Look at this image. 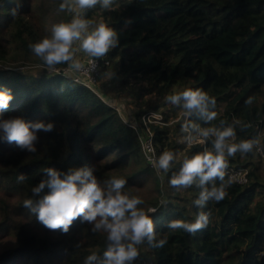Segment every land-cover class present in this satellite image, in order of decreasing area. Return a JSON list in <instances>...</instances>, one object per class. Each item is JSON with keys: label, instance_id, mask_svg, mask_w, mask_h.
Wrapping results in <instances>:
<instances>
[{"label": "trees", "instance_id": "obj_1", "mask_svg": "<svg viewBox=\"0 0 264 264\" xmlns=\"http://www.w3.org/2000/svg\"><path fill=\"white\" fill-rule=\"evenodd\" d=\"M60 3L0 0V90L13 96L8 108L0 110V119L20 116L55 125L51 132L37 133L35 153L0 141V233L14 239L0 251V264H84L92 253L103 255L106 233H94L92 225L79 220L66 234L50 230L24 207L26 199H39L32 188L45 178L46 169L83 166L93 167L100 181L124 178L122 191L144 201L138 207L156 209L149 213L156 239L166 243L162 248L147 242L138 246L151 264H264V155L258 151L229 158L228 170L246 169L248 182L233 180L224 200L209 202L205 211L212 215L206 228L193 235L165 226L174 219H195L199 209L192 201L200 189L193 185L176 191L168 180L183 156L204 148L183 142L184 117L172 122L182 110L166 101L168 94L204 90L217 100L213 125L231 123L235 117L251 124L244 131L236 127L237 140L259 135L264 145V0H115L114 10L98 5L87 11L86 19H101L118 35L117 46L101 62H118L124 80L133 78L139 86V98L151 91L164 98L136 113L142 124L150 108L163 114V123H149L156 157L167 149L178 159L159 175L139 134L118 109L63 71L46 73L29 48L50 35L52 25L71 19L59 10ZM250 96L253 104L245 105ZM21 173L27 179L18 183Z\"/></svg>", "mask_w": 264, "mask_h": 264}, {"label": "clouds", "instance_id": "obj_2", "mask_svg": "<svg viewBox=\"0 0 264 264\" xmlns=\"http://www.w3.org/2000/svg\"><path fill=\"white\" fill-rule=\"evenodd\" d=\"M114 4L115 0H61L59 10L70 13L71 19L52 25L51 34L30 44L29 48L49 73L61 64L77 73L85 71L78 53L100 59L118 44V35L113 28L104 22L86 19V13L98 5L102 10L111 11ZM12 99L10 90H0V110L7 109ZM165 99L183 112V142L190 146L210 143V147L205 146L201 152L183 156L178 171H173L168 180V185L176 191L193 185L200 189L198 197L192 201L199 209L195 219H174L165 224L171 231L183 230L194 235L210 223L211 210L205 211L209 202L224 200L233 183L234 178L228 175L229 158H234L237 153L243 157L254 151L264 154V145H261L259 135L237 140L236 127L244 131L251 124H244L235 117L231 123L221 120L218 125H213L212 121L218 115L217 100L202 89L173 91ZM253 102L254 97L250 96L245 105L250 106ZM197 120L211 126H201ZM54 127L53 122L26 121L20 116L0 119V141L15 144L21 151L35 153L37 133L51 132ZM177 159V153L165 149L150 162L159 175L161 171L169 172ZM94 171L90 166L71 167L67 171L53 167L46 169L45 178L32 188L33 195L39 199H26L24 207L50 230L66 234L79 220L82 224L92 225L94 233H106L107 248L103 255L92 253L84 264H134L140 254L139 245L147 242L151 247L162 248L166 240L156 239L155 223L149 214H154L156 209L146 211L138 207L144 201L122 191L127 183L124 178L113 176L100 181ZM26 179V174L21 173L17 182ZM161 204L166 202L161 201Z\"/></svg>", "mask_w": 264, "mask_h": 264}, {"label": "rangeland", "instance_id": "obj_3", "mask_svg": "<svg viewBox=\"0 0 264 264\" xmlns=\"http://www.w3.org/2000/svg\"><path fill=\"white\" fill-rule=\"evenodd\" d=\"M97 22H102L101 19H97ZM95 23V22H94ZM78 57L83 61L87 55L83 53H78ZM25 68L28 69H37L34 66H27ZM102 74L107 73V75H102L98 80V84L96 88V92L110 105L114 108L118 109L119 114L124 118V120L129 123L139 134L142 142L145 141L147 135L150 132V120L147 119L148 115L155 116V123H163V114L159 111L149 109V113L142 116V122L137 118L136 113L138 111L144 110L148 107L150 103H155L159 101L160 103L164 102V98L160 96L159 92H149L144 98H139L138 96V85L134 84L133 78L128 79L126 82L125 75L119 72V64L118 62H112L106 68L103 67L101 71ZM46 73H48L46 71ZM69 77L74 76L75 72L69 71L67 72ZM163 109V108H162ZM183 116V112L177 113L176 118L172 121H178ZM153 118V117H152ZM151 118V119H152ZM184 119V118H183ZM145 121L147 123H145ZM153 122V121H152ZM261 136L264 135V130L260 133ZM152 135H150V139ZM262 138H260V141ZM154 143V142H153ZM264 164V159H263ZM264 171V169H263ZM14 239L10 234H5L4 232L0 233V251L5 249L8 246L13 245ZM139 254V259L135 262V264H151V258H142ZM143 259L142 262L139 263L140 259Z\"/></svg>", "mask_w": 264, "mask_h": 264}, {"label": "built area", "instance_id": "obj_4", "mask_svg": "<svg viewBox=\"0 0 264 264\" xmlns=\"http://www.w3.org/2000/svg\"><path fill=\"white\" fill-rule=\"evenodd\" d=\"M82 62L85 64L86 70L79 72V73L75 72V75L71 76V77L74 79V81L76 83L84 85V86H86V87H88V88H90L96 92L95 87H97L98 80H99V78H101V74H102L101 71L103 70L104 66L106 68L109 66L110 61L106 60L104 62L105 64H103L101 62V59H96V58L87 56ZM93 65L96 66L94 69L92 67ZM61 71H63L64 74L67 75V72L72 71V70H69L68 67L64 68L63 70H59V69L55 70V72H61ZM67 76H69V75H67ZM145 118H146V115H145ZM147 119H149L150 120L149 123H151L152 121H154L156 119V117L148 115ZM145 123H147V122L145 121ZM149 130H150V132L147 135V138L145 139V141H143V146H144V149L146 151L148 159L151 161V160H155L157 157H156L155 147H154V143H153V132L151 131V129H149ZM150 135H152L151 139H150ZM205 146H207V143L204 144V147ZM260 154L262 156L264 155L262 153H260ZM247 173H248V171L246 169H241V168H231L228 170V175H231L234 178L233 179L234 181L241 183V184H245L248 182Z\"/></svg>", "mask_w": 264, "mask_h": 264}]
</instances>
